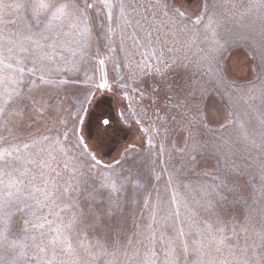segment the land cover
<instances>
[{
	"label": "snow or ice",
	"instance_id": "1",
	"mask_svg": "<svg viewBox=\"0 0 264 264\" xmlns=\"http://www.w3.org/2000/svg\"><path fill=\"white\" fill-rule=\"evenodd\" d=\"M94 41L110 55L97 61ZM239 43L264 69V0H205L191 15L181 0H0V264H157L158 231L165 264H264V79L240 86L225 78L221 62ZM120 52L115 66L125 71L114 83L129 103L118 118H92L96 91L112 90L106 72L67 111L62 89L74 74L85 62L103 69ZM180 69L185 76L170 78ZM130 93L168 102L183 141L169 183L203 159L215 160L219 181L185 185L186 196L173 192L167 203L158 196L131 239L121 221L144 179L136 145L110 163L97 151L135 123L151 152L156 130ZM208 99L224 105L216 128ZM77 200L87 214L71 213Z\"/></svg>",
	"mask_w": 264,
	"mask_h": 264
},
{
	"label": "rangeland",
	"instance_id": "2",
	"mask_svg": "<svg viewBox=\"0 0 264 264\" xmlns=\"http://www.w3.org/2000/svg\"><path fill=\"white\" fill-rule=\"evenodd\" d=\"M181 3L188 10L189 15H191L205 3V0H181ZM192 19H195L194 15ZM231 26V22H229L227 27L231 28ZM105 44V41H94L93 43V51H98L100 53L97 57V61L99 58L110 55ZM195 51L196 50L193 49V52L188 53L189 60L195 59ZM112 55L113 59L107 60L103 69L100 68L96 61L85 62L80 71L74 74L79 77L76 83L69 86L66 91L62 89L65 101L64 107L67 111H73L72 106L77 103V96L82 95L88 87H93V90H95L93 82L99 81L102 72H106L112 90L96 91L95 99L98 101V106L93 107L92 118L95 119L101 113H109L114 119L118 118V113L122 108H126L129 101L121 99L122 93L114 83L118 76L123 75L125 71L115 66L119 64L123 57V53L120 52ZM185 63H187V61H185ZM258 65L259 59L254 58L252 49L244 43L234 44L225 54V58L221 62V68L225 78L230 83L240 86H251L252 83L259 85L260 80L264 79V69H261ZM151 70L150 67L149 71ZM189 71L195 74L196 68L191 67ZM182 76H185V71L183 69L178 70V74H170V78L175 79H180ZM196 78L199 79V76H196ZM211 80L212 77L208 76L207 81L209 88H211ZM153 84L154 81L146 79L142 86L150 90ZM130 96L135 109L142 114L147 112V117H145L147 124L145 126L151 124L156 130L151 152H148L146 137L139 131V127L135 123H132L130 128L123 127L119 129L114 138L107 140L102 146L97 148L104 162L110 163L114 158H119V154L123 151V146L125 144L133 143L136 145V158L141 165V175L144 179L141 181L142 187L139 188L135 197L136 202L127 207L123 213L121 227L123 228L125 236L129 239L133 238L134 233L139 232L140 229L145 226L146 222H149V215L153 211L151 205L155 204L158 196L167 203L173 192H176L181 197H185L187 194L184 187L185 185H191L194 189L198 190L201 186L213 185L214 180L216 183L219 182L216 179L215 160L203 159L199 161L198 165L181 172L178 178L174 177L173 182L169 183V173L172 171V167L176 161L180 159L178 149L183 147V141L179 130L175 132L172 131L173 125L171 120L168 119L170 113L165 111V105L168 102L162 97L159 99L156 97L148 99L146 97L141 103L139 96L135 93H130ZM205 98L207 99V96ZM192 103L195 104L196 101ZM199 104L201 109L204 110V101H199ZM257 104H259V101H257ZM206 111L208 113V119L213 122L210 124V127H218V123L216 122L222 120L224 105L218 99H208ZM126 114L128 113L126 112ZM65 115H67V112ZM165 129L169 131L166 132ZM174 145L175 149L173 147ZM161 146L166 149L164 153L159 151ZM127 167L128 165L125 164L124 168ZM119 171L120 169H117V172ZM157 176L160 177L159 180L156 179ZM112 195L116 196L117 194L112 193ZM119 195L123 196L124 193L121 192ZM229 199H231V197H229ZM145 200H149L148 207L144 204ZM81 212L87 214L86 205L80 200H77V207L71 209V213L78 214ZM163 215L164 213L162 211L159 212L157 214V220L159 221ZM172 234L173 233L169 231H163L165 237ZM81 235L86 237V242L93 240V237L88 236L86 232L81 233ZM156 236L158 240V243L155 245L158 253L157 264H165V256L162 249L163 241L159 240L161 232L158 231ZM105 264H107V260ZM180 264H184V262L180 261Z\"/></svg>",
	"mask_w": 264,
	"mask_h": 264
}]
</instances>
